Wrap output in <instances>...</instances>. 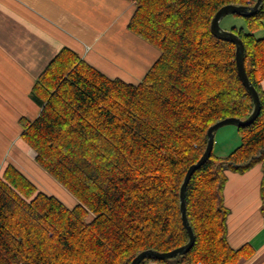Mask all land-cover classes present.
Returning <instances> with one entry per match:
<instances>
[{"label":"trees","instance_id":"trees-1","mask_svg":"<svg viewBox=\"0 0 264 264\" xmlns=\"http://www.w3.org/2000/svg\"><path fill=\"white\" fill-rule=\"evenodd\" d=\"M128 1L135 9L127 27L158 57L137 82L108 76L70 47L41 71L30 91L40 111L20 119L21 137L77 203L68 207L9 163L0 174V264H129L143 250L184 245L179 188L204 152L208 127L253 109L235 45L215 37L210 22L224 5L256 0ZM244 18L246 27L231 30L243 41L260 112L237 126L239 145L212 151L192 174L185 203L195 241L178 264H235L252 255L248 244L233 248L227 240V170L261 165L264 214V36L253 33L264 26V0Z\"/></svg>","mask_w":264,"mask_h":264},{"label":"crops","instance_id":"crops-1","mask_svg":"<svg viewBox=\"0 0 264 264\" xmlns=\"http://www.w3.org/2000/svg\"><path fill=\"white\" fill-rule=\"evenodd\" d=\"M134 9L128 0H0V174L12 163L36 183L38 176L55 183L23 141L20 119L38 115L31 88L61 48L74 49L110 77L139 81L144 76L159 51L127 27ZM261 84L264 89V79ZM224 145L216 154L229 152ZM226 173L227 240L233 248L246 243L253 250L235 264H264L262 167Z\"/></svg>","mask_w":264,"mask_h":264},{"label":"water","instance_id":"water-1","mask_svg":"<svg viewBox=\"0 0 264 264\" xmlns=\"http://www.w3.org/2000/svg\"><path fill=\"white\" fill-rule=\"evenodd\" d=\"M262 0H256L252 6H243V5H234V4H227L219 8L215 14L213 15L211 22H210V30L212 34L224 40H229L235 45V62L237 67V72L242 84L250 93L253 99V109L248 117L245 119L235 118V117H228L221 120L216 121L211 126L208 127L206 135L207 141L204 152L202 153L201 157L193 164H191L182 180V183L179 188V199H180V215L183 226L185 227L187 234H188V241L182 246L174 248L169 251L160 252L153 249H146L139 252L130 262L129 264H139L141 261L146 259L147 257H155V258H162L168 259L175 257L177 255H181L186 253L191 249L194 244L195 237L191 225L189 224L187 214H186V203H185V192L187 184L192 176V174L199 169L206 161L209 159L214 146V135L215 131L225 125H236V126H245L250 124L255 120L260 112V98L259 95L251 84L250 80L248 79L245 66H244V44L241 38L232 30H224L220 26V20L228 14H237L239 16H252L254 15L260 5Z\"/></svg>","mask_w":264,"mask_h":264},{"label":"rangeland","instance_id":"rangeland-1","mask_svg":"<svg viewBox=\"0 0 264 264\" xmlns=\"http://www.w3.org/2000/svg\"><path fill=\"white\" fill-rule=\"evenodd\" d=\"M220 26L224 29V30H231L233 27H237V28H241V27H246L245 24V18L243 16H239V15H235V14H228L225 17H223L220 20ZM247 30V28H246ZM254 35L256 37H262L264 36V26L260 29L255 30ZM123 79V78H122ZM135 80H127L124 79L126 81H138V78L134 77ZM237 138H239V135L237 133V126L236 125H225L222 126L220 128H218L215 131V135H214V147H213V152L214 153H218L221 149V142L225 141V145L224 147H222L223 151H230L232 149H234L238 143H240L239 140H237ZM230 149V150H229ZM227 153V152H226ZM45 174H47V176H49L51 178V180H53V182L55 183H49L43 176H38L39 182L37 183L39 189L47 192L48 194L53 193V195H55L56 197H58L61 201L64 202L65 205H67L68 207H73L76 203L77 200L73 197V195L68 192L63 186H61L55 179H53L50 175H48V173L46 171ZM43 186H46L48 188H45ZM59 186V187H58ZM48 189V191H51L50 193L46 190ZM65 192L68 194L69 197L64 196ZM175 257L172 258H168L167 260L163 261V262H168V263H175V261L177 260ZM158 264V263H156Z\"/></svg>","mask_w":264,"mask_h":264}]
</instances>
